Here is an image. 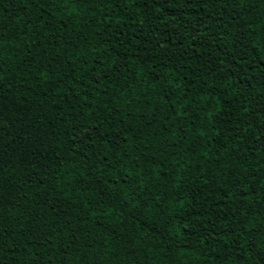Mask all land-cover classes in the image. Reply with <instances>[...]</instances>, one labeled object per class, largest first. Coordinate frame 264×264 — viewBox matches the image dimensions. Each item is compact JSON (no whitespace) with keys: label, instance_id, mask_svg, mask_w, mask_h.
Instances as JSON below:
<instances>
[{"label":"trees","instance_id":"obj_1","mask_svg":"<svg viewBox=\"0 0 264 264\" xmlns=\"http://www.w3.org/2000/svg\"><path fill=\"white\" fill-rule=\"evenodd\" d=\"M0 264H264V0H0Z\"/></svg>","mask_w":264,"mask_h":264}]
</instances>
